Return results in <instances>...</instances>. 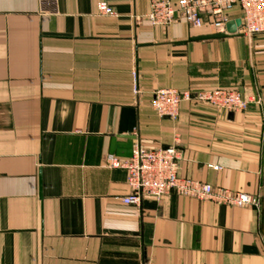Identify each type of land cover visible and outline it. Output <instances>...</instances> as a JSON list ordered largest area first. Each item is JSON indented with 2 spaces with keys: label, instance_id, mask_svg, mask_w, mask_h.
I'll list each match as a JSON object with an SVG mask.
<instances>
[{
  "label": "crops",
  "instance_id": "obj_1",
  "mask_svg": "<svg viewBox=\"0 0 264 264\" xmlns=\"http://www.w3.org/2000/svg\"><path fill=\"white\" fill-rule=\"evenodd\" d=\"M149 8L0 0V264H264V33L190 41L212 33L153 26ZM214 88L248 108L183 102L172 120L150 106L160 89ZM135 143L177 147L180 177L258 207L175 192L124 204L127 173L105 160Z\"/></svg>",
  "mask_w": 264,
  "mask_h": 264
},
{
  "label": "built area",
  "instance_id": "obj_2",
  "mask_svg": "<svg viewBox=\"0 0 264 264\" xmlns=\"http://www.w3.org/2000/svg\"><path fill=\"white\" fill-rule=\"evenodd\" d=\"M235 8L240 11L237 33L248 38L264 33V0H150L146 19L158 27H167L180 20L189 29L206 28L212 34H219L225 31V24L231 20L229 15ZM97 11L113 15L112 9L105 3L97 4ZM183 102L206 104L227 114L243 112L248 108V101L238 91L223 88L193 93L160 89L153 93L150 106L158 117L174 120ZM178 160L179 151L175 146L146 150L135 143L127 160L109 155L105 161L108 167L127 173L126 184L130 194L122 199L126 205L139 206L145 198L159 200L175 192L232 207H258L259 202L252 195L180 177ZM142 264L155 263L145 260Z\"/></svg>",
  "mask_w": 264,
  "mask_h": 264
},
{
  "label": "water",
  "instance_id": "obj_3",
  "mask_svg": "<svg viewBox=\"0 0 264 264\" xmlns=\"http://www.w3.org/2000/svg\"><path fill=\"white\" fill-rule=\"evenodd\" d=\"M240 27V19L230 20L225 24V31L219 34H210L190 39V41H212L221 40L237 34ZM232 115V113H230Z\"/></svg>",
  "mask_w": 264,
  "mask_h": 264
}]
</instances>
